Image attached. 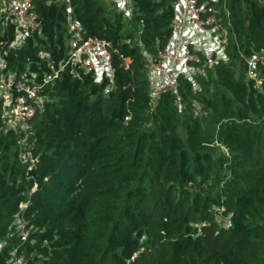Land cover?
Wrapping results in <instances>:
<instances>
[{
  "label": "trees",
  "instance_id": "trees-1",
  "mask_svg": "<svg viewBox=\"0 0 264 264\" xmlns=\"http://www.w3.org/2000/svg\"><path fill=\"white\" fill-rule=\"evenodd\" d=\"M129 3L126 29L101 0H34L38 25L14 47L0 16L17 80L52 75L69 22L108 45L111 73L64 64L29 122L30 166L0 99V264H264V66L248 65L264 54V0H200L207 29L227 31L223 56L157 97L147 67L176 0Z\"/></svg>",
  "mask_w": 264,
  "mask_h": 264
},
{
  "label": "built area",
  "instance_id": "built-area-1",
  "mask_svg": "<svg viewBox=\"0 0 264 264\" xmlns=\"http://www.w3.org/2000/svg\"><path fill=\"white\" fill-rule=\"evenodd\" d=\"M33 3L34 0H11L8 5L0 9L4 26L12 27L17 39V43L12 47L22 42L23 38L38 25ZM176 3L181 5L182 13L172 22L170 41L158 53L157 59L150 62L147 67V76L154 97L175 89L178 75L190 70L192 64L200 61L199 56L184 47L185 30L192 28L204 33L208 26H213L217 22L212 15L203 18L208 10L200 0H176ZM68 29L70 39L67 44V57L58 63L57 69L51 76H46L41 84L23 79L17 80L15 74L7 70L6 59L0 53V99L4 119L9 128L25 134L20 144L26 143L30 131L29 122L43 101L41 94L46 87H52L53 82L60 77L64 64L94 73L103 72L109 67L110 53L108 45L103 40L95 37L82 38L78 32V25L71 22L68 24ZM39 56L45 57L44 53H40ZM253 61H255L254 56L248 62L249 68ZM261 65L264 66V63L262 62ZM252 72L250 71L249 74L253 75Z\"/></svg>",
  "mask_w": 264,
  "mask_h": 264
},
{
  "label": "rangeland",
  "instance_id": "rangeland-1",
  "mask_svg": "<svg viewBox=\"0 0 264 264\" xmlns=\"http://www.w3.org/2000/svg\"><path fill=\"white\" fill-rule=\"evenodd\" d=\"M101 1L104 2L107 6H109L110 12L119 13L122 16V22L124 23L125 28L126 29L129 28L130 17H131V7L129 0H101ZM226 34L227 31L223 29L221 31L216 32L215 35L205 36V37L202 36L200 37V42H199L200 51L196 52L193 49H191L190 52L196 54L197 56H199V58L204 59L210 65L211 59L216 58V54L221 52L220 47H223V44H219V41L225 40ZM254 57H255V62H258L259 60L264 63V54L262 55L258 54L255 55ZM190 68H191L190 70L184 72L187 76L190 77L198 73L197 68H195L194 66H191ZM103 74L110 77L111 73L109 68H105L103 72L102 71L98 72L96 75L97 80H99ZM249 76L253 77V75L251 74H249ZM20 145H22L21 148L19 149L20 159L23 161L24 164H27L29 166L32 165L34 161L32 160L31 154L29 153L30 147L26 146L25 143H22ZM22 206L23 205H21L20 207ZM218 222L226 225V221L222 218H218Z\"/></svg>",
  "mask_w": 264,
  "mask_h": 264
},
{
  "label": "crops",
  "instance_id": "crops-1",
  "mask_svg": "<svg viewBox=\"0 0 264 264\" xmlns=\"http://www.w3.org/2000/svg\"><path fill=\"white\" fill-rule=\"evenodd\" d=\"M181 13H182V7H181L180 4L176 3V5H175L176 18L179 17L181 15ZM212 35H215V34H213L212 30L206 29V31L204 33H200V32L195 31L192 28H187L185 30L184 36H183L184 47L186 49H188L189 51L191 49H193L196 52L200 51V48H199L200 37H202V36H204V37L205 36H212ZM212 40H214V39H212ZM219 44H223V47H220L221 48V52L216 54V59H219V58H221L223 56L225 40L219 41Z\"/></svg>",
  "mask_w": 264,
  "mask_h": 264
},
{
  "label": "water",
  "instance_id": "water-1",
  "mask_svg": "<svg viewBox=\"0 0 264 264\" xmlns=\"http://www.w3.org/2000/svg\"><path fill=\"white\" fill-rule=\"evenodd\" d=\"M255 65H256V62L253 61L250 65V71H254L255 70Z\"/></svg>",
  "mask_w": 264,
  "mask_h": 264
}]
</instances>
